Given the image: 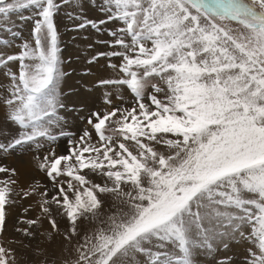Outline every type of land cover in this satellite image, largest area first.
<instances>
[{"label": "snow or ice", "instance_id": "6c2138e0", "mask_svg": "<svg viewBox=\"0 0 264 264\" xmlns=\"http://www.w3.org/2000/svg\"><path fill=\"white\" fill-rule=\"evenodd\" d=\"M0 264H264V0H0Z\"/></svg>", "mask_w": 264, "mask_h": 264}, {"label": "rangeland", "instance_id": "374dc122", "mask_svg": "<svg viewBox=\"0 0 264 264\" xmlns=\"http://www.w3.org/2000/svg\"><path fill=\"white\" fill-rule=\"evenodd\" d=\"M60 23H61V28H60L61 47L63 49L62 55L64 56L65 59L71 58V63L67 65V68L72 71L71 77L67 79L65 90L67 91V88L69 87L73 88L74 90H79V86L84 82L85 79H87L86 77L82 76V70L85 67L84 56L86 55V53L82 52V49L84 47L85 41L80 37L79 34L66 30L65 25L68 24L67 20H61ZM23 32L25 35H27L28 33L27 27L23 28ZM73 37H76V39L74 40ZM92 38H93L92 35H89V40H91ZM77 57H79V59H77ZM69 119L71 120L72 117H69ZM77 123L79 124L78 121ZM80 127H82V125H80ZM77 130L78 129H75V128L73 129V131H77ZM65 147H66V143L62 140L60 142V147L58 151L63 152ZM19 167L22 170L21 173H23V175L22 174L21 175L24 177L25 175H27V178L29 177L27 179L21 176L20 178L22 179L21 180L22 183L27 182L31 178L30 176H32V174L37 176V178L39 179H43V177L40 174L29 172L31 171L29 170L30 167L28 168L26 165L24 166L22 164V165H19ZM9 228L11 229V225H9ZM219 255L220 256L232 255V253L231 252L229 253L221 252ZM233 258L235 259L236 257H233Z\"/></svg>", "mask_w": 264, "mask_h": 264}, {"label": "bare ground", "instance_id": "6f19581e", "mask_svg": "<svg viewBox=\"0 0 264 264\" xmlns=\"http://www.w3.org/2000/svg\"><path fill=\"white\" fill-rule=\"evenodd\" d=\"M24 166H25V165H24ZM26 166H27V165H26ZM27 167L29 168V166H27ZM25 168H26V167H25ZM29 170H30V169H29ZM20 171H22V170L20 169ZM23 172H24V171H23ZM25 172H27V171H25ZM29 172H31V171H29ZM21 174L23 175V173H21ZM22 175H21V176H22ZM24 175H25V174H24ZM32 175H33V174H32ZM28 176H30V175H28ZM22 177H24V176H22ZM30 177H31V176H30ZM24 178H27V175H25ZM28 178H29V177H28ZM28 178H27V179H28ZM20 179H21V178H20ZM21 180H22V179H21ZM24 183H26V182H24Z\"/></svg>", "mask_w": 264, "mask_h": 264}]
</instances>
